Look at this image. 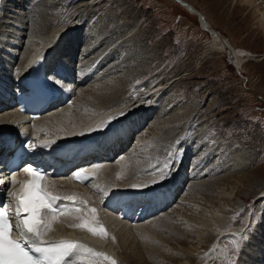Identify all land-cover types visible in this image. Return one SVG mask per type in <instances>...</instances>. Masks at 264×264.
Here are the masks:
<instances>
[{
  "label": "rangeland",
  "instance_id": "rangeland-1",
  "mask_svg": "<svg viewBox=\"0 0 264 264\" xmlns=\"http://www.w3.org/2000/svg\"><path fill=\"white\" fill-rule=\"evenodd\" d=\"M17 1L22 0H12V2L0 0V18L2 17L0 28L8 29V31L14 29L8 34L17 35V39H21L22 42L20 40L17 42L22 46H17L19 48L15 50L19 49V55L24 52L23 44L28 40L27 36H22L20 31L27 29L25 22L27 14L22 15L20 12L26 11L30 19L35 17L34 19L37 20L41 16L40 7L45 8L46 6H42L43 0H23L25 6L17 8L15 5L12 7L13 2ZM53 1L58 6L64 4L66 6L63 11L60 8H54L49 13L56 17L62 13L58 19L60 22H56L58 24L62 21H70L69 13L76 8L80 9V6L85 3V0ZM181 1L188 3L191 8L200 12L207 19L211 30L218 32L225 42L227 41V46L230 48L228 52L223 51L218 44L213 47L214 32H210V28L207 29L203 26L199 21V16L190 13L178 0H103L98 14L92 22L90 19L93 14L83 7L78 11L75 21L81 23L82 26L80 25L79 29L82 33H85L84 28L87 29L88 25L96 26L98 24V27H95L96 33L93 34L92 31L91 36L92 39H95V37L103 35L101 42L104 40V43L92 45L93 48L90 51L92 56L95 55L93 53L103 51L106 48V43H112L114 41L112 36L123 38L107 54L103 72L107 71L100 75L101 79L104 76L105 82H109L110 85L114 84L110 87L119 90L118 98L126 100L142 98L151 87L164 82L169 83L166 94L156 106L151 105V112H147L145 116L147 122L142 124L138 134L131 137L124 150L127 152L129 149H135L138 138H141L151 124L159 118L161 119H159L160 123H165L163 125L170 129L169 133H173L174 140L169 146L167 156L166 153L159 152L157 155L154 152L147 154L148 157L151 156L150 158L157 156L162 160L160 162L153 161L152 170L150 169L149 172L154 170L153 173L158 175L161 174L160 170L164 169L163 174H169L168 178L175 180L185 171L184 182L179 184L181 188L171 202L172 204L170 203L168 207L150 217L154 219L159 216L160 220H163L162 216L165 217L170 211L174 213H171L172 216H177L183 213L186 208H190L185 204L188 200L183 199L194 200L195 198H190V194H188L190 193L191 179L193 183L209 186L213 185V181L215 182L217 179L216 186L218 187L213 193L214 196L209 199L202 194L204 198H207L203 202L208 203V206L213 205L211 207L216 209L222 208V211L226 213L230 231L246 226L240 236L234 232L229 235H226V232L221 233L220 239H223L221 245L220 247L215 245L216 248L219 247V258L221 257L219 264H239L242 260L253 261V264H264V259L260 260L262 262L257 259V246L260 242V235H257L264 218V198L258 197L262 186L261 189L258 187V190L254 191V187H252L254 183L264 182V32L258 26L254 14L249 16L248 9L240 7L239 4L235 5L239 0H236L234 4L231 3V0ZM40 4L41 6H39ZM15 9H19V12H15ZM43 15L48 16L47 13ZM35 20L32 22V28L41 30V23ZM10 22L15 26L10 25ZM10 26L13 28L11 29ZM27 32L25 33L27 34ZM86 39H88L86 44L91 45L93 40L90 37H86ZM104 44L105 46L102 48L101 45ZM212 47L214 50H211ZM230 50L235 52L244 50L254 56L241 62L240 59H235L233 52H229ZM205 52L207 54L199 65L198 62ZM17 59L19 61V56ZM114 66L118 67L114 68ZM240 66L241 69H239ZM13 67L17 68L18 66ZM109 72L110 75H108ZM113 77L119 80L115 82ZM83 89H87V87ZM137 119L136 117L135 121ZM130 152L132 151L130 150ZM140 160L143 158L140 157ZM170 160L172 161L170 162ZM199 160L202 164L198 162ZM165 164H169L167 168L164 167ZM184 164H186L185 167ZM193 164H200V169H196L197 174L203 170L205 172L199 180L191 178L196 175V173L191 175ZM239 165L246 168L239 171ZM185 168L187 169L185 170ZM157 171L159 173H156ZM243 176L244 178L241 179ZM211 187L214 189V186ZM167 192L169 194L171 191ZM181 203L183 204L180 205ZM194 203L192 204L194 205ZM203 205L207 207V204ZM236 206L241 207L242 210L237 211ZM180 228H183V225ZM177 230L182 233V230L176 227ZM173 231H175L174 228ZM176 231L174 234H171L169 230L157 231L158 233L155 231L156 236L154 234L152 238L154 240L148 239L146 244L149 245L148 247H153V243L156 242L155 247L150 249L157 253H164L167 250L184 253L183 246L177 244V240H175L181 237L176 234ZM157 235H159L158 238ZM166 238L171 240L170 243L166 242ZM202 252H208L206 260L202 262L181 258L182 260L179 259L178 262L166 260L160 264H216V255L210 245L202 249ZM135 259L138 258L135 257ZM129 262L127 261V264H141L134 260Z\"/></svg>",
  "mask_w": 264,
  "mask_h": 264
},
{
  "label": "bare ground",
  "instance_id": "bare-ground-1",
  "mask_svg": "<svg viewBox=\"0 0 264 264\" xmlns=\"http://www.w3.org/2000/svg\"><path fill=\"white\" fill-rule=\"evenodd\" d=\"M22 1L13 2L11 6L14 7L16 5L15 7L17 8H19L20 6L23 7L25 5ZM102 1L103 0H85V3L80 6L81 8L83 7L89 10L90 14H93V17L90 19L91 22L97 16V12L101 8L100 4ZM178 1L180 4L185 6L190 13L197 14L199 17L197 15L196 16L199 18V21L203 26H205L207 29L210 28V23L200 12L191 8L188 3L184 1L182 2L181 0ZM10 2H12V0H10ZM235 2L236 0H231L232 4H234ZM53 3H55L53 0L42 1V6L46 7H40L39 12L41 16L37 20L34 19L35 17L33 19H30L26 11L22 10L20 12V14L22 15L27 14V17H25L27 29L25 30L28 32L26 34L25 30L20 31L21 35H26L28 40H26L23 44L25 49L24 52L19 53V55V49H17V51L15 50L16 48H19L17 46H22L20 43L18 45L17 42L18 40L21 41V39H17V35L13 36L11 35V33L8 34V32L13 31L14 29L8 31V29L6 30L4 28H0V104H4L5 106L0 111V151L3 152L7 148V146L5 145V139L7 138V136H13L17 134L23 127L26 128L30 135L36 140L46 138L54 139L56 140V142L63 144L69 140H76L78 136L101 139L104 136L112 134L117 130V127L121 126L120 128L122 130L123 127L122 132H124V134L118 136L110 142H106V140H104L97 154L100 157H103L104 155H109L110 152L115 153L117 148L124 145L126 141V133L131 131L129 136V138H131L135 134H138L140 132L141 125L145 121L147 122V118H145L146 113L151 112V105L156 106L157 103L161 101L164 94H166V90L169 88V83L164 82L160 83L158 86L151 87L148 90V93L142 98L130 100L118 98L117 96L119 94V90H116L115 87H113L114 89L110 87L113 83H111L110 85L109 82H105L104 76H101V79L100 75H103L107 71L105 70V72H103L104 63L107 62L105 61L108 57L107 54H109L112 47H116V44L123 38L112 36L114 41H112V43L110 44L109 42L106 43V48L103 49V51L99 53H93L95 55L92 56V54L90 55V51H92L93 48L92 45H99L104 43V40L101 42V36L103 35L99 37L96 35L97 38L95 37V39H92L91 36L92 31L93 34L96 33L95 27L98 24H96V26H94V24L88 25L87 29L84 28L85 33H82L79 29L81 23H77L75 21L78 16V11L81 10V8H76L74 11L72 10L71 13H69L68 19L70 18V21H62V23L58 24L56 22L61 17L62 13L60 12L61 14H59L58 17H56V15L51 16L49 13H51L54 8H60V10L63 11L66 9V6H64V3H62L64 4L63 6H58L56 5V3ZM34 4H36L35 1ZM41 4L39 6H41ZM237 4H239L240 7L248 9L249 16H253V14L254 16H256L255 18L257 19V24L264 32V0H239L235 5L237 6ZM18 10L19 9H15V12H19ZM9 12H7V14L11 16ZM44 13H47L48 16L43 15ZM33 20L39 21V23H41V30H35L33 29L34 27L32 28ZM10 25H13V23L10 22ZM13 26H10V28L12 29ZM38 27L41 28L40 26ZM209 31L214 32L213 47L218 44L221 46L223 51L228 52V49L230 48L229 46H227V41L225 42L223 37H221L220 34L215 30L212 31L210 28ZM86 37H90L93 40L91 42V45L86 44V41H88V39L85 40ZM107 44L109 45L107 46ZM101 46L102 48H104L105 44ZM213 47L211 50H214ZM229 52H233V56L235 57V59H240L241 62L245 61L251 56H254L244 50H237V52L230 50ZM206 54L207 52L203 53V56L198 62L199 65L202 58ZM18 56L19 61L17 59ZM40 56L45 57L48 66H60V77L64 79L65 85L70 91V99L65 105H60L56 108H53L52 110L46 111L38 119L30 122L26 114L17 112L16 109L9 103L8 99L5 98H7V94H11L14 87L19 84L21 76L23 75L27 67V65L25 64L30 60V58ZM13 66L18 67L15 68ZM117 67L114 66V68ZM239 69H241V66L239 67ZM108 75H110V72L108 73ZM85 77L88 78L85 79ZM113 79L115 78L113 77ZM117 80L119 79L117 78ZM117 80L115 82H117ZM118 84L122 85V83L120 82H118ZM85 87H87V89H83ZM136 117L138 119L135 121ZM159 119L151 124L148 130L142 134L141 138H138V144H135L136 148L133 150L129 149V151L131 150L132 152L129 153L128 150L127 152H124L123 150L122 153L118 152L121 153L119 158H113L112 160L109 159L102 162V165L96 169L95 178L88 183L90 185L79 186L76 184H72L65 177H58L56 179H53V182H51V184H56L59 188L65 190L68 194L77 195L78 198L75 201L67 200V203H69L67 205V208L64 210L65 214L58 216L57 219L52 223L51 230L47 231L43 236L74 237L76 239V242L86 245L96 252L104 253L107 257L110 258L104 259L103 257L92 256H87L82 259L74 258V264H88L89 260H93L95 264H112V260H115L117 264H127V261L133 262V260L136 262H140L141 264H160L161 262H166V260L178 262V260L181 258H186L187 260L194 262H202L206 260V254H208V252H202V249L207 248L209 245L216 255V264H219L221 260V257L219 258V247L221 245L220 243L223 240L220 239V236L222 235L221 233L226 232V235H229L234 232L235 234H238L240 236L241 231L246 229V226H243L241 227L242 230L240 228H237L235 231H230L228 223L226 221V213L222 211V208L219 207L218 209H216L211 207L213 205H209L211 208H208V203L203 202V200L209 197L212 198V196H214L213 193L218 187L216 186L217 179L215 180V182L213 181V185H211L214 186V189L206 184L203 185L199 183H193V180L191 179L192 183L190 184V193L188 194H190V198H195L194 200H190L187 198L183 199L186 201L188 200L187 203L185 202V204L189 205L190 208H186L185 211L183 210V213L178 214L177 216H172V214L174 213H172L173 211H170V213L166 214L165 217L161 215L163 217V220H160L159 216V218L155 217L154 219H152L153 217L150 216H152L153 214H149L146 216V218L141 219L136 224H130L126 220L118 219L115 213L105 210V208L101 206L100 200L102 197V192H105L106 190L111 191L114 188H119L120 186H123L124 188L127 187L126 185H131L132 187L136 185V187L133 188L139 190V194L132 196L130 201L131 204H137L140 202V206H142L143 204H147V207H152L157 206L158 204H164L166 202L163 207L158 210L161 211L168 207L170 205V202H173L174 197L178 193V190H180L181 188L179 184H183L184 182L185 171L182 172L175 180H170V178H168L170 177L168 176L169 174H164L165 178L161 180V174L157 175L153 173L154 170L153 172H149L153 161L157 160L160 162L162 160L157 156H155L154 158H150L151 156L148 157L149 155L147 154H149V152H154L157 155L159 152L166 153L167 156V154L169 153V146L171 143H173L172 141L174 140V137L172 136L173 133L170 134V129L163 125L165 123H160L161 119ZM134 139L136 140L135 137ZM46 149H50V146L46 147ZM128 153L129 155H127ZM115 155L117 157V153H115ZM140 157H142L143 160H140ZM171 161L172 160H170V162ZM198 162H200V160ZM79 165H76L75 167H78ZM185 166L186 164H184V167ZM199 166L200 164L192 165L191 175L196 173V169L199 168ZM244 168H242L241 165L238 166L239 171ZM186 169L187 168H185V170ZM203 171L198 174L196 173V175L191 176V178H198L199 180V178L203 177L202 175H204L205 173ZM156 173L159 172L157 171ZM19 176H23V173H19ZM242 178H244V176L241 177V179ZM0 180L4 181V187H9V189H7L6 191L5 200L9 202V206H11V210L13 211L12 204L14 203L15 198L8 196V193L17 192L16 184L18 181L16 180V183L12 184L6 177H0ZM153 181L157 182L153 183ZM159 186H163L162 192L164 193L162 194V197H159L158 199L156 197H153V199H148V197L151 196L150 191H154L156 193L159 192L156 191L158 190ZM261 186L262 189L260 188ZM252 187H254L253 191L258 190L259 187L261 190L258 193V197L260 199L264 198V182L259 184L254 183L252 184ZM165 190L171 192L168 194V192ZM202 194L207 198H204ZM82 200H87L88 203L84 204L82 203ZM157 200H159V202ZM192 203H194V205ZM182 204L183 203H181L180 205ZM203 204H207V207ZM92 208L96 209L95 216L97 217V219H92V215L90 213V210ZM237 208V211L242 210L241 207ZM75 209H80V211L77 212L75 211ZM85 221H87L88 224L94 228H98L100 225H102L106 230L107 235L102 236L100 234H93L92 232L88 231L86 227L74 226L81 225L85 223ZM181 225H183V228H180ZM260 226V231L257 235H260V240L258 239L260 241L258 245L259 247L257 246V259L259 261L261 259H264V218ZM176 227L177 229L182 230V233L178 230L176 231ZM173 228L176 231V234H179L181 236L180 238H176L175 240H177V244H181L183 246L184 253H175L177 251L173 252L174 250H167L164 253H157V251L150 249L152 246H147L146 242H148V239L153 238L155 231L162 232L169 230L171 231V234H174L175 231H173ZM158 236L159 235H157V238ZM162 238H160L161 242H163ZM165 240L166 242L171 241L169 240V238H166ZM151 243L152 241L150 242V244ZM155 244L157 243L155 242ZM155 244L153 243V247H155ZM216 244L219 246L218 248H216ZM135 257L138 259L136 260ZM253 263V261L242 260L239 264Z\"/></svg>",
  "mask_w": 264,
  "mask_h": 264
},
{
  "label": "snow or ice",
  "instance_id": "snow-or-ice-1",
  "mask_svg": "<svg viewBox=\"0 0 264 264\" xmlns=\"http://www.w3.org/2000/svg\"><path fill=\"white\" fill-rule=\"evenodd\" d=\"M54 142L45 141L40 146L49 147ZM28 146L31 147V143ZM164 167L167 168V164ZM24 171L31 176V179L24 183L21 191L8 193V196L15 198L16 228L19 230L20 239L12 238V225L7 214L9 206L7 204L0 206V264H74V258L82 259L87 256L110 259L104 253L96 252L75 241L61 240L48 245L42 243V237L51 230L52 223L58 216L65 214L63 210L54 207L55 202L61 199L75 201L78 197L75 194L53 196L41 184L45 173L31 166ZM160 171V179L163 180L164 169ZM74 176L81 181L89 179L85 170L75 172ZM156 182L153 181V183ZM2 183L4 181L0 180V184ZM11 183H16L15 178L11 180ZM82 203L87 204L88 201L82 200ZM75 211L78 212L80 209ZM90 213L92 219H97L95 208H92ZM74 226L86 227L93 234L107 235L102 225L94 228L85 221L81 225ZM88 264H95V262L89 260ZM112 264H116V261L112 260Z\"/></svg>",
  "mask_w": 264,
  "mask_h": 264
}]
</instances>
